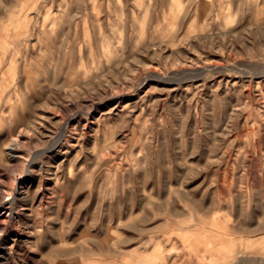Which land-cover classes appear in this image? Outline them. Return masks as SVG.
Returning <instances> with one entry per match:
<instances>
[{"label": "rangeland", "instance_id": "1", "mask_svg": "<svg viewBox=\"0 0 264 264\" xmlns=\"http://www.w3.org/2000/svg\"><path fill=\"white\" fill-rule=\"evenodd\" d=\"M0 108V264H264V0H0Z\"/></svg>", "mask_w": 264, "mask_h": 264}, {"label": "bare ground", "instance_id": "2", "mask_svg": "<svg viewBox=\"0 0 264 264\" xmlns=\"http://www.w3.org/2000/svg\"><path fill=\"white\" fill-rule=\"evenodd\" d=\"M22 21H23V20H22ZM22 21H21V22H22ZM23 24H24V23H23ZM0 109H1V108H0ZM14 146H15L14 144H10V145L7 146V148L11 151V154H12V155H14V153H13L14 151H12V149L14 148ZM0 198H1V197H0ZM7 198H8V197H7ZM7 198H6V199H7ZM6 199L2 200V202L4 201V202L6 203ZM4 202H3V203H4ZM1 213H2V212H1ZM5 214H6V213H5ZM7 214H8V213H7ZM1 219H2V218H1ZM4 219H5V218H4ZM4 219H3V220H4Z\"/></svg>", "mask_w": 264, "mask_h": 264}]
</instances>
